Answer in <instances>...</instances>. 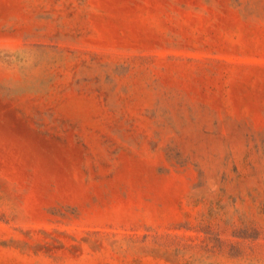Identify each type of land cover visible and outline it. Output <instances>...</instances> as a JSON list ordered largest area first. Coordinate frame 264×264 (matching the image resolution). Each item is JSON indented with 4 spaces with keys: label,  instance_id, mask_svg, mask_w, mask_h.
<instances>
[{
    "label": "rangeland",
    "instance_id": "obj_1",
    "mask_svg": "<svg viewBox=\"0 0 264 264\" xmlns=\"http://www.w3.org/2000/svg\"><path fill=\"white\" fill-rule=\"evenodd\" d=\"M0 264H264V0H0Z\"/></svg>",
    "mask_w": 264,
    "mask_h": 264
}]
</instances>
